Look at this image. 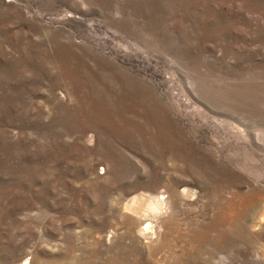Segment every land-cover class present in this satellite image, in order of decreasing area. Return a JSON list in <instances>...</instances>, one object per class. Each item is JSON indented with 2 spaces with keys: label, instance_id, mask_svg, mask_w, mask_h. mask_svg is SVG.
Masks as SVG:
<instances>
[{
  "label": "rangeland",
  "instance_id": "rangeland-1",
  "mask_svg": "<svg viewBox=\"0 0 264 264\" xmlns=\"http://www.w3.org/2000/svg\"><path fill=\"white\" fill-rule=\"evenodd\" d=\"M23 262L264 264V0H0V264Z\"/></svg>",
  "mask_w": 264,
  "mask_h": 264
},
{
  "label": "bare ground",
  "instance_id": "bare-ground-1",
  "mask_svg": "<svg viewBox=\"0 0 264 264\" xmlns=\"http://www.w3.org/2000/svg\"><path fill=\"white\" fill-rule=\"evenodd\" d=\"M162 205H163V201L160 198L155 201L144 204L143 200H141L140 197H134L128 201V203L126 204V207L128 209L133 210L135 213H140L141 211L146 210L145 206H147V207H150L149 209L155 210L158 213L161 210ZM142 224H143V227L141 229H142V232L145 233L150 229L151 223L150 222L146 223V221H144L142 222ZM23 264H27V262H23Z\"/></svg>",
  "mask_w": 264,
  "mask_h": 264
}]
</instances>
